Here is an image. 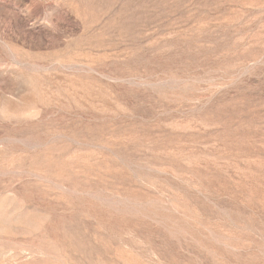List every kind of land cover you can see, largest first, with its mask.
<instances>
[{
  "label": "rangeland",
  "instance_id": "1",
  "mask_svg": "<svg viewBox=\"0 0 264 264\" xmlns=\"http://www.w3.org/2000/svg\"><path fill=\"white\" fill-rule=\"evenodd\" d=\"M0 264H264V0H0Z\"/></svg>",
  "mask_w": 264,
  "mask_h": 264
}]
</instances>
